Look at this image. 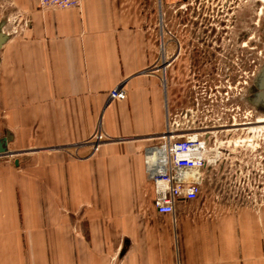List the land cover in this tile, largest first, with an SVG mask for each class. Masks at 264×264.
Listing matches in <instances>:
<instances>
[{
  "label": "crops",
  "instance_id": "0c3cea01",
  "mask_svg": "<svg viewBox=\"0 0 264 264\" xmlns=\"http://www.w3.org/2000/svg\"><path fill=\"white\" fill-rule=\"evenodd\" d=\"M154 3L0 0V140L21 152L0 157V264H264L261 194L201 185L155 210L144 149L179 125L177 94L152 70L165 45ZM118 86L125 99H110Z\"/></svg>",
  "mask_w": 264,
  "mask_h": 264
},
{
  "label": "rangeland",
  "instance_id": "374dc122",
  "mask_svg": "<svg viewBox=\"0 0 264 264\" xmlns=\"http://www.w3.org/2000/svg\"><path fill=\"white\" fill-rule=\"evenodd\" d=\"M179 5L187 7L183 16L188 38L202 37L207 49H216L219 39L221 56L213 62L199 61L198 69L205 71L200 77L193 76L195 61L187 78L170 74L167 79L161 69L163 86L168 80L177 94L169 119L186 136L206 137L210 155L206 154L202 187L208 193L264 196V114L251 104L264 67V0H161V10L154 3L150 12L158 30L167 23L166 7ZM203 25L214 35H201ZM185 111L188 116L181 120ZM16 152L11 150L9 159H20L21 152Z\"/></svg>",
  "mask_w": 264,
  "mask_h": 264
},
{
  "label": "built area",
  "instance_id": "2783aa9c",
  "mask_svg": "<svg viewBox=\"0 0 264 264\" xmlns=\"http://www.w3.org/2000/svg\"><path fill=\"white\" fill-rule=\"evenodd\" d=\"M82 1L37 0L41 10L76 8ZM157 6L161 10V0H157ZM185 8L180 5L181 10ZM125 97V90L120 86L109 94L110 99L124 100ZM190 136L179 132L178 127H170L168 124L165 131L157 137L158 143L144 149L145 173L153 187V204L158 214H171L177 202L194 201L201 192L203 174H200L199 180L193 174L206 168L207 147L200 134ZM103 141L104 136L98 128L88 143L96 150ZM8 153L3 157L9 158L13 155L10 151Z\"/></svg>",
  "mask_w": 264,
  "mask_h": 264
},
{
  "label": "flooded vegetation",
  "instance_id": "af4514ba",
  "mask_svg": "<svg viewBox=\"0 0 264 264\" xmlns=\"http://www.w3.org/2000/svg\"><path fill=\"white\" fill-rule=\"evenodd\" d=\"M166 8L167 9L165 12L167 15V23L164 25V28L162 30L157 29L158 36L164 39L165 45L161 51V62L152 67L153 72L161 71V69H164L167 79L168 75L170 74L175 76H184V78H187L188 74L191 73V61H195L196 66H194L195 71L193 72V76H202L205 71L198 69V62L200 61L202 63L207 59L213 62L220 59L221 53H219V39H215V42L217 43V45H215L216 49H212L211 47L208 48L209 50H212V52L209 53L207 46H204V43H202L204 42L202 37L196 38V40L191 37L188 38V34H190V32H188V25L187 23H185L186 16H183L184 12L187 11V7L184 9V11H181L180 5L167 6ZM154 19L155 18L153 17L152 20L154 21ZM214 28H216V26ZM206 30L207 27L203 25L201 35H204L205 32L214 35V31L210 30L209 32L208 30ZM248 56L250 57V54ZM168 72L169 74H167ZM213 75L218 76V74ZM167 88L169 89V91H174V88H170V82L168 80H166V89ZM258 92L260 93L261 90H259ZM187 113L188 111H185L184 113L180 114V119L183 120L184 118H186L188 116Z\"/></svg>",
  "mask_w": 264,
  "mask_h": 264
},
{
  "label": "water",
  "instance_id": "95a60500",
  "mask_svg": "<svg viewBox=\"0 0 264 264\" xmlns=\"http://www.w3.org/2000/svg\"><path fill=\"white\" fill-rule=\"evenodd\" d=\"M7 36L3 34L0 28V48L5 43ZM257 81L255 85V89L252 91L253 99H252V107L264 114V67L260 70L259 74L257 75ZM261 90L259 93L258 91ZM6 143L3 140H0V156L7 153ZM17 164V162H16Z\"/></svg>",
  "mask_w": 264,
  "mask_h": 264
},
{
  "label": "bare ground",
  "instance_id": "6f19581e",
  "mask_svg": "<svg viewBox=\"0 0 264 264\" xmlns=\"http://www.w3.org/2000/svg\"><path fill=\"white\" fill-rule=\"evenodd\" d=\"M169 124V122L167 123V125ZM170 125V124H169ZM171 127V126H170ZM195 134H193V136H194ZM160 136V135H159ZM159 136H157V137H159ZM192 136V135H191ZM190 136V137H191ZM155 138L154 140H157L158 138ZM203 139H205V143H206V147H207V140H206V137H203ZM205 145V144H204ZM7 154H9L8 153V151H7V153L5 154V155H7ZM207 154H209V151L207 150ZM210 155V154H209ZM218 155V154H217ZM1 157H3V155L1 156ZM215 158H216V156H215ZM211 159V158H210ZM212 160V159H211ZM210 160V161H211ZM205 169V168H204ZM204 169L202 170V171H200V170H198V171H196V172H194V176H195V178L197 179V180H199L200 179V174L202 173H204ZM203 176V175H202ZM202 179H203V177H202Z\"/></svg>",
  "mask_w": 264,
  "mask_h": 264
}]
</instances>
